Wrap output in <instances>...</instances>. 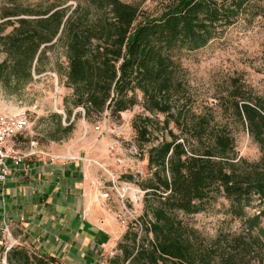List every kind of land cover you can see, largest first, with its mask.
<instances>
[{
    "label": "trees",
    "instance_id": "1",
    "mask_svg": "<svg viewBox=\"0 0 264 264\" xmlns=\"http://www.w3.org/2000/svg\"><path fill=\"white\" fill-rule=\"evenodd\" d=\"M74 1L46 0L0 15V84L19 94L60 52L71 93L63 101L65 120L52 117L55 139L72 133L74 110L75 119L84 110L86 120L106 111L118 119L137 105L148 113L134 119L141 147L131 146L143 160L147 148L148 177L134 181L146 191L143 232L127 228L118 244L123 259L111 264H251L252 258L264 264L256 259L264 249V103L234 83V91L199 112L178 56L222 35L251 0H161L153 10L124 0ZM225 108L258 146V159L242 156L235 129L217 123ZM156 130L162 136L154 137ZM153 139L158 143L150 145ZM219 200L228 203L226 213L241 222L242 232L208 238L182 218ZM253 206L258 211L250 214ZM5 261L61 264L20 246L7 251Z\"/></svg>",
    "mask_w": 264,
    "mask_h": 264
},
{
    "label": "rangeland",
    "instance_id": "2",
    "mask_svg": "<svg viewBox=\"0 0 264 264\" xmlns=\"http://www.w3.org/2000/svg\"><path fill=\"white\" fill-rule=\"evenodd\" d=\"M44 1L46 0H0V15L6 10H22L27 5H36ZM57 1H65L67 5L75 3L74 0ZM124 1L153 10L159 8L161 0ZM250 5V8L240 16L233 26L204 48L192 52L186 50L178 52L179 60L187 69L185 85L189 88V96L195 102L199 112L204 111L205 104H214L215 97L234 91V83L242 87L250 97L264 103V0H251ZM2 59L3 56L0 55V62ZM43 66L45 70L36 73L34 81L19 94L8 93L0 84V111H28L32 128L30 133L23 136H34V139H37L40 144H46L48 134L53 131L54 127L52 117L58 111H64V97L71 93L64 85L67 64L60 52L57 57H53ZM226 110L228 108H225L224 111L219 110L217 123L227 124L230 128L235 129L238 149L242 156L251 160L258 159L260 156L258 146L252 141L242 123L232 115L231 111ZM76 112L74 110L71 117V120L75 121V126L70 139L73 140L77 134H80L81 138L86 136L93 139L97 145L96 153L101 156L100 159L104 162L101 164L116 170V166L108 154V147L111 144L118 145V151L123 155L129 154L132 145L141 147L133 129V121L138 115H148L142 105H137L122 113L118 119L106 111L99 117L86 120L83 117L84 110L82 109H79L82 115L75 119ZM163 120V116H160L159 121ZM96 126L100 127L98 132L94 130ZM157 136H162L161 131H155L154 137ZM157 143L158 141L153 139L150 145ZM146 150L147 148L144 150V160L140 159L139 161L147 173L149 170ZM147 177V175L143 176L140 181L146 180ZM124 178L133 181L138 179L129 175ZM227 205L226 201L219 200L207 212L194 216H182V218L208 238L215 237L220 232H242L244 229L241 222L226 213ZM254 207L256 206L248 208L247 211L250 214L257 213L258 209ZM135 212L142 216L144 204L135 208ZM262 226L264 227V219ZM127 232L126 229L125 234ZM9 242L3 235L2 244H0L1 264L5 262L6 247ZM17 246L16 244L15 247ZM256 256V259L264 260V249L259 251ZM116 257H119L120 261L123 259V252L118 245L114 254L107 259L106 264H111V260ZM252 259L251 264L254 261Z\"/></svg>",
    "mask_w": 264,
    "mask_h": 264
},
{
    "label": "crops",
    "instance_id": "3",
    "mask_svg": "<svg viewBox=\"0 0 264 264\" xmlns=\"http://www.w3.org/2000/svg\"><path fill=\"white\" fill-rule=\"evenodd\" d=\"M58 114L65 120L64 111ZM50 133L46 144L34 136L15 140L21 151L34 154L5 186L0 183V244L5 216L17 245L36 255L61 264L106 263L126 229L115 220L117 203L103 207L96 200L107 179L96 142L80 134L55 139Z\"/></svg>",
    "mask_w": 264,
    "mask_h": 264
},
{
    "label": "built area",
    "instance_id": "4",
    "mask_svg": "<svg viewBox=\"0 0 264 264\" xmlns=\"http://www.w3.org/2000/svg\"><path fill=\"white\" fill-rule=\"evenodd\" d=\"M32 122L28 111H0V183L5 186L12 171L21 169L25 159L34 152L28 154L21 151L15 144V140L31 132ZM100 130V127H97ZM108 154L113 160L116 170L100 164L106 174V181L100 182L102 188L96 196V200L103 206L108 207L117 203L114 210L116 222L124 228H132L141 236L143 226L141 216L135 212L140 207L146 191L139 188L133 180L124 178L129 175L134 178L146 176V171L139 161L140 151L136 147L129 149L128 155L120 154L118 145L111 144ZM3 235L10 241L6 252L17 244L12 237L11 226L6 217L3 219ZM101 264H106L105 262Z\"/></svg>",
    "mask_w": 264,
    "mask_h": 264
},
{
    "label": "water",
    "instance_id": "5",
    "mask_svg": "<svg viewBox=\"0 0 264 264\" xmlns=\"http://www.w3.org/2000/svg\"><path fill=\"white\" fill-rule=\"evenodd\" d=\"M4 264H6V261L4 262Z\"/></svg>",
    "mask_w": 264,
    "mask_h": 264
}]
</instances>
